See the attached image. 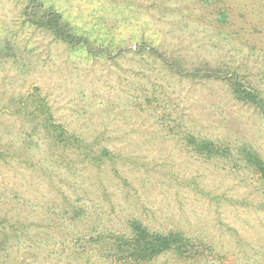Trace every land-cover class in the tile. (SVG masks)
I'll return each mask as SVG.
<instances>
[{
  "label": "rangeland",
  "instance_id": "374dc122",
  "mask_svg": "<svg viewBox=\"0 0 264 264\" xmlns=\"http://www.w3.org/2000/svg\"><path fill=\"white\" fill-rule=\"evenodd\" d=\"M40 1L89 46L0 0V264H134L98 243L133 220L194 247L142 264H264V181L236 155L264 160V116L231 93L236 79L264 99V0ZM36 87L114 164L55 146L20 110ZM189 135L231 155L198 154Z\"/></svg>",
  "mask_w": 264,
  "mask_h": 264
},
{
  "label": "trees",
  "instance_id": "16d2710c",
  "mask_svg": "<svg viewBox=\"0 0 264 264\" xmlns=\"http://www.w3.org/2000/svg\"><path fill=\"white\" fill-rule=\"evenodd\" d=\"M28 2L26 14L29 17V21L36 27L49 31L55 38L69 45L89 46L84 37L71 32L70 25L62 20L61 14L52 6L44 9L40 0H28ZM222 18L225 19L224 14H222ZM150 52L162 59V56L155 50H150ZM167 66L174 72H179L177 65L168 64ZM189 76L210 79L216 78V73L215 71L204 72L195 70ZM231 93L235 99L254 105L264 116V99L256 91L251 88H245L240 81L232 79ZM20 101V110L26 109L29 119L38 123L55 146L63 151L82 155L81 161L96 164V166L106 162L114 164L116 157L114 152L104 146L94 151L93 143L87 142L82 137L69 132L63 123L55 120L48 101L38 93L37 87L34 88V92L28 94ZM33 128L37 129L36 126ZM189 141L198 154H204L207 158L220 156L227 158L231 155L229 148L220 150L208 139H197L193 135H189ZM236 155L238 159L250 167L264 181V160L256 151L240 146L236 149ZM0 158H2L1 153ZM98 243L119 260L134 264L150 261L168 251H174L179 256L188 255L191 249L194 248L191 239L184 236L183 233L178 231H169L167 233L152 231L138 220L130 222L129 234H108L105 238H98Z\"/></svg>",
  "mask_w": 264,
  "mask_h": 264
}]
</instances>
